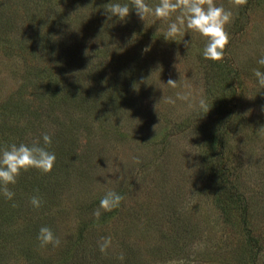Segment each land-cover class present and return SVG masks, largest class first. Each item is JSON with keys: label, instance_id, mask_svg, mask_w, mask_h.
<instances>
[{"label": "rangeland", "instance_id": "374dc122", "mask_svg": "<svg viewBox=\"0 0 264 264\" xmlns=\"http://www.w3.org/2000/svg\"><path fill=\"white\" fill-rule=\"evenodd\" d=\"M34 2L48 7L49 38L62 45L57 66L31 71L19 49L4 51L0 39V104L24 96L7 127L11 143L31 144L46 132L56 161L47 173L29 168L20 187L9 184L24 203L0 205V264H243L241 223H226L215 188L226 179L240 191L264 236V88L254 75L264 70L257 63L264 55V0H213L232 12L229 42L215 61L203 57L206 38L196 31L186 30L187 47L181 36L164 40L178 10L144 20L130 11L121 21L104 9L114 0L18 6L30 15ZM146 2L155 7L160 0ZM76 15L86 26L75 30ZM53 82L61 93L51 104ZM177 93L189 99L169 103ZM220 113L228 119L223 132ZM109 190L123 198L97 218ZM33 195L42 200L39 208ZM43 225L59 246H40ZM103 237L111 242L102 252Z\"/></svg>", "mask_w": 264, "mask_h": 264}, {"label": "clouds", "instance_id": "9594fccd", "mask_svg": "<svg viewBox=\"0 0 264 264\" xmlns=\"http://www.w3.org/2000/svg\"><path fill=\"white\" fill-rule=\"evenodd\" d=\"M104 9L109 18L114 16L121 21H125L129 17L130 11H134L139 19L144 20L148 15L167 18L178 10L176 19L168 24L163 34L164 40L175 41L176 37L181 36L185 47H187L190 40L184 39L186 30L196 31L206 38L202 55L208 60H221L225 45L229 42V34L225 30V25L230 22L232 12L226 10L223 5L217 6L213 0H160V3L155 7L150 6L146 0H132L131 5L114 0ZM257 63L264 66V55L258 58ZM254 75L257 82L264 88V70L257 68L254 70ZM167 84L176 87V80L169 79ZM176 99L187 101L189 95L177 93L176 98L169 97L168 102L175 104ZM199 107L200 109L206 108L204 98L199 100ZM209 109L207 108L206 113ZM51 144L52 136L45 132L41 137L33 139L31 144L21 142L19 144L10 143L7 147L0 146V194L5 199L12 200L15 196L14 191L8 185L16 183L17 176L22 170L27 171L29 168H35L44 173L52 170L56 154L49 150ZM122 198L115 190L107 191L101 197L99 207L95 210L94 215L98 218L101 215V209L110 211L119 207ZM31 204L33 207L39 208L42 204L40 196L33 195ZM37 240L41 247L49 244L55 247L61 243L60 238L47 225L39 228ZM102 240L103 243H100L99 247L103 252L109 246L111 237H103ZM120 258L123 260V255Z\"/></svg>", "mask_w": 264, "mask_h": 264}, {"label": "trees", "instance_id": "16d2710c", "mask_svg": "<svg viewBox=\"0 0 264 264\" xmlns=\"http://www.w3.org/2000/svg\"><path fill=\"white\" fill-rule=\"evenodd\" d=\"M19 1L20 0H0V39L3 40L1 46L6 52L12 51L14 53L16 49H19L16 54H18L21 59L25 60L26 64L29 65V70L31 71L38 70L40 66L48 71L52 68L54 69V67L57 66V55L60 52L56 48H59L62 45L58 40L53 41L51 38H49L51 27L45 22L48 18V14L45 13L48 7L46 6V9H41L39 8L41 3L37 5L34 2L32 12L29 15L26 9L18 6L20 4ZM45 1L48 2V0ZM49 1L51 2V0ZM46 4L48 5V3ZM56 12H59V10ZM63 20L68 21V18L64 16ZM72 20H74L73 28L75 30L76 27L79 29L81 26H86V19L84 16L78 17L76 15ZM24 24L25 26L28 24V26H30V29L27 31V33L25 29L22 30ZM45 28H47V30H44L43 32V29ZM12 33H14V37H9ZM26 34L29 36L26 37ZM26 38H33V43L28 45ZM37 56H39L40 61H37ZM55 84V82H53V86L52 84H48L51 88L48 90V99L51 100V104L54 102L55 97L61 93L60 91L57 92L54 90ZM24 105V96H18L17 98L10 100L7 99L5 104H0V142L2 143V141H4V145L7 143L10 144L11 140L14 139V137H12L14 136V133L12 131L9 132L7 127L10 128L12 126V121L10 122V119L12 120L13 118H16L18 115H20L19 112H21V107H24ZM34 114L36 113L34 112ZM222 114L220 113V119H222L225 123L223 124V132L226 128L228 119L221 116ZM20 136L21 134H19L18 137ZM207 158L208 154L206 160ZM207 167L209 168V165H207ZM28 172L29 170H22L20 172L18 175V182H16V184H18L16 185L17 187H20L22 182L25 180L20 178H23V175L28 174ZM211 173L212 171L210 174ZM13 186L14 185H11L9 188L11 189L16 187ZM216 186L215 198L226 223H241L240 232H242L243 236L245 237L244 244L246 247L244 252L245 255L247 254L243 264H264V261L261 260V258L264 256V236L260 234L261 232L259 230L253 227V213L249 209V200H247L240 191L235 189L232 190V188L229 187L226 179L219 181ZM39 187L40 186L37 188ZM0 197H2L0 205L4 207L10 206V200L5 199L3 195ZM12 200L16 201L13 203L21 206L24 203V201L20 198H17V196H14ZM14 215L15 211L12 213L10 212L9 217L12 218Z\"/></svg>", "mask_w": 264, "mask_h": 264}]
</instances>
